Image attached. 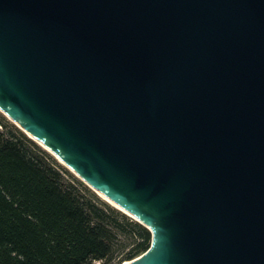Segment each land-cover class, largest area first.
Segmentation results:
<instances>
[{"label": "water", "instance_id": "obj_1", "mask_svg": "<svg viewBox=\"0 0 264 264\" xmlns=\"http://www.w3.org/2000/svg\"><path fill=\"white\" fill-rule=\"evenodd\" d=\"M0 112L149 229L124 263L264 264V0H0Z\"/></svg>", "mask_w": 264, "mask_h": 264}, {"label": "trees", "instance_id": "obj_2", "mask_svg": "<svg viewBox=\"0 0 264 264\" xmlns=\"http://www.w3.org/2000/svg\"><path fill=\"white\" fill-rule=\"evenodd\" d=\"M151 241L0 113V264H123Z\"/></svg>", "mask_w": 264, "mask_h": 264}, {"label": "bare ground", "instance_id": "obj_3", "mask_svg": "<svg viewBox=\"0 0 264 264\" xmlns=\"http://www.w3.org/2000/svg\"><path fill=\"white\" fill-rule=\"evenodd\" d=\"M44 148H45V147H44ZM57 159H58V158H57ZM58 161L61 162V163L63 164V162H62L60 159H58ZM98 196H99L102 200H104L105 202H107L109 205H111L112 207L116 208L117 210H119V211H121V212H123V213H126V212H125L120 206H118L117 204L111 202L107 197H105V196H103L102 194H99V193H98ZM124 264H126V263H124Z\"/></svg>", "mask_w": 264, "mask_h": 264}, {"label": "rangeland", "instance_id": "obj_4", "mask_svg": "<svg viewBox=\"0 0 264 264\" xmlns=\"http://www.w3.org/2000/svg\"><path fill=\"white\" fill-rule=\"evenodd\" d=\"M1 113V112H0ZM4 117H5V120H6V122L8 123V124H14L7 116H5L3 113H1ZM15 125V124H14ZM16 126V125H15ZM17 127V126H16ZM58 161V160H57ZM59 162V161H58ZM73 174V173H72ZM74 175V174H73ZM75 176V175H74ZM76 177V176H75ZM78 178V177H77ZM79 179V178H78ZM80 180V179H79ZM83 182V181H82ZM84 183V182H83ZM85 184V183H84ZM86 185V184H85ZM87 186V185H86ZM88 188H90L89 186H87ZM91 189V188H90ZM91 191L92 192H94L97 196H98V194L95 192V191H93L92 189H91ZM98 198H100L99 196H98ZM100 200H102L101 198H100ZM103 202H105L104 200H102ZM105 203H107V202H105ZM108 204V203H107ZM109 205V204H108ZM111 206V205H110ZM94 264H98V263H94Z\"/></svg>", "mask_w": 264, "mask_h": 264}]
</instances>
